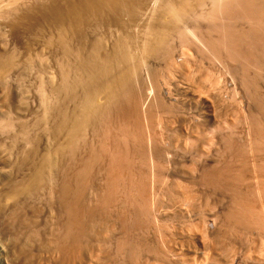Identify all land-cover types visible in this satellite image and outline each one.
Returning <instances> with one entry per match:
<instances>
[{
    "label": "bare ground",
    "instance_id": "bare-ground-1",
    "mask_svg": "<svg viewBox=\"0 0 264 264\" xmlns=\"http://www.w3.org/2000/svg\"><path fill=\"white\" fill-rule=\"evenodd\" d=\"M205 1L206 0H62V1L38 0L34 2L33 0H31V2L28 1L27 3L22 2L17 4L18 2L16 0L15 4H11L9 1L10 4L7 3L6 5L5 4L0 5V78L2 77L3 74L5 75L8 74V76L9 74L12 75V72H15V69H17L19 65H21L22 61H23L22 63L23 67L25 62H26L25 65H28L27 63L30 64L32 63L31 64L32 66L35 63L34 61H37L39 62L38 65H40V67L37 65V67L39 68L37 71L38 74L34 72L35 74L38 75L37 78L40 79V80L36 79V81L39 80V85L38 83H36V81L32 82V83H36L35 86L38 85L37 86L38 89L37 87H34L38 90V91L36 90L38 96L37 95L33 96L34 97L33 98L32 95H30L31 93L33 94V92L30 93L28 92L26 94H29L32 98L30 96H29L30 98L29 97L24 98L22 96L24 99L23 98L20 99L19 97L21 96H19L18 94H13L11 92H8L9 90L12 89L9 90L7 89L8 91L7 90L3 91L6 93L8 92L6 99L2 97L3 95H5L3 92H2L3 94L1 93L2 95L0 94V109L2 107H5V105L7 104L10 105L12 103V105H10V107L12 106V110L10 109V107L9 108L6 107L7 109H9V112H7L6 116H10L14 120L13 121L11 119V121H13L11 122L9 120V117H7V121H5V119H1L0 116V121L4 120L3 123L5 122L4 123L5 126L2 122L0 123V128L2 129L1 126H4L6 129L7 128L9 129L15 126L14 127L15 132L13 133L14 135L12 136H16V138H14L15 140L10 136L9 137L11 138V140H8L9 139L8 135H6L5 138H3L5 135L3 132L4 130L2 129L0 132V264H187L188 263L189 259L187 258H189V256L186 253L189 252L186 253L182 252V249H180L181 247H179V249L181 250V252H179L180 250L176 248L178 246L172 247L171 242H170V246H168L167 244L169 243H167V241L169 240V238L168 240H166L167 244H165V246L163 247L160 246L161 247L160 248L158 247V245L156 246L152 243H148V240H145L146 238L145 239L144 237L141 238L142 235L140 236V234L137 233L139 231L140 233H142L141 230L144 231L145 228L150 227L151 224H154L151 223L153 219L154 222L156 223L164 219L158 216V214L161 212L159 210L160 208L158 209V207L161 206L156 205L157 208L155 207L156 211L159 210L158 211L159 213L157 214L158 217H156L155 215L156 213L155 214L152 213L153 211L155 212V210L153 209L152 211L151 208V206H153L156 201L154 197L161 192H163L162 194L164 195L166 191L167 192L165 194L167 195L170 193L168 192L170 191V189L171 190L173 189V191L177 190L176 192H178L177 188H179L180 181L182 179L184 180L187 179L188 181V178L190 179V177L188 176H187L188 178L184 177L185 175L184 170L183 172H181L184 173L183 176L180 175L179 173L173 172L174 167L176 165L172 167L173 169L171 171H170L171 166L169 167L170 169L168 168L169 164L171 165L177 164L176 162L177 160H175V158L177 156V153L179 152L168 155L169 153H166L167 150L165 151L163 149L164 147L163 148L160 147L161 144L158 145L156 143L154 136H156L157 134L153 133V131H152L153 134L149 133L150 130L148 131V133L144 134V132L147 131V130L144 131V129H149V127L152 125V122L155 121V120L153 121V119L158 118V114L162 113L163 111H164L163 112L164 115L165 110L168 109V106L171 107L173 102H171V105L169 103L166 104L165 102H163L164 97H163V101L158 102L157 100L158 99L161 100L162 98L160 96L161 98L155 99L154 102H157L156 104L151 103V101H149L150 103H148L147 102L148 98H151L149 97L150 95L146 93L144 94L145 96L143 94L142 96L141 93L143 91L140 93L139 90L137 89L138 86L137 88L135 87L137 90L134 88V81L136 82L135 79H137V73L140 72V69L143 70L145 67L147 69L146 61L149 57L153 58L154 56L156 57L158 55L164 56L165 54L166 60H168L167 66H165V68L167 67L168 71H171L172 69L174 70V68L176 67L178 68L179 66V64L177 65L178 62H176L173 58H170L168 56L169 52L172 51V49L171 51H169L170 50L169 48H172L169 47L170 46L168 43L169 38L171 34H174L173 33L174 30L176 34L178 27L176 29L175 24H177V26L179 22L180 24H182L185 18L189 17L188 15H190L193 12L194 13L197 12L198 10L197 7L198 6L201 7V5H203ZM212 1L214 2V0ZM221 1L222 0H220V2ZM215 4L217 5L218 2ZM219 5L218 6L221 7V9H219L221 14L219 13L220 15L218 14L217 16L225 17V19L228 22L225 23L223 26H220V28L222 27L221 30L219 28L221 33H218L219 30L217 31V33L220 34L219 36L212 34L213 36L216 37L218 36L217 38L214 37L216 39L213 38L212 40V38H209L211 39L210 43L212 45L210 46L213 47L210 49L211 50L214 49L215 52L218 53V57L220 56V54L224 52L225 56L223 55V57L227 56V58L222 57L223 59L230 58L229 60L232 59L233 62L234 61H237V63L241 62L239 74H240V80L243 85L242 87L245 88L246 95L248 93L247 96H250V98L253 99V101L256 104V108L255 109L247 108L246 109L247 113L245 115H244L245 112H243L245 118L242 116L245 119L246 124H248L247 132L249 136L248 135L247 136L250 138H248L249 140H247V138L245 140L248 142L246 143L247 146L245 145V143H243L244 146L240 145V143L237 144L236 140H232V138L229 139L230 135L229 136L227 135V139L222 140L224 141V143L221 141L223 146L220 143L222 148L219 151H221L222 156L220 154V156L218 157L220 158L222 157L221 159L222 162L220 163L215 162L218 163L216 165H210V164L206 165L207 163L206 164L199 163L202 166L198 167V169L200 170V174L198 175L196 174L197 176L195 178L196 179L195 184L197 183L199 187L200 186L206 187L205 189L211 188L210 190L208 189V191L206 190L207 192L212 190L214 192L217 191V193L220 192L221 194H225L228 196L229 205L226 206L227 209L221 213L220 220L222 219V222L221 221L220 222L222 225L220 224L219 226H221L222 228L223 226H225V228L223 229L224 230L226 229L225 231L228 230L227 233L225 232L224 236L225 235L227 236V234L229 235V232H231L235 235L230 234L229 235L230 237L231 236L234 237L237 235V237L239 238L240 236H238L237 233L244 232L247 235V233H251L253 231V230L251 231V229L254 228H255L254 230L256 231H259L258 229H260V231L264 232V160L261 158V156L260 157L258 156V154L264 155V116H263L264 95L263 93L261 95V93L259 92L261 89L258 90L256 76L255 75L251 76V74H249L248 71L250 66H255L258 69H264V0H226V1L224 0V3L222 4L221 2ZM203 11H205V9ZM198 13L199 12H197V14ZM202 16H204V14ZM206 18L207 16L205 18L203 17L204 19L203 21L206 22ZM221 21L219 20L218 22ZM238 21L248 22L249 26L245 24L247 25V29L246 28L245 30L244 28L240 29V27L238 29V27L235 26V23ZM222 24L220 23V25ZM210 26L211 25H209V27ZM196 28H192V29L194 30ZM200 28L201 27H199V29ZM216 28H215V32H216ZM192 29L190 28L191 32ZM208 29L211 31V27ZM195 31L196 30H194V32ZM178 32L180 33V30ZM181 35L183 36V34ZM207 35L209 36L208 33ZM209 39L206 40V42H208ZM171 45L173 44L171 43ZM205 49L207 50V48ZM214 50H212L213 53ZM207 53L210 52H208L207 50ZM167 56L169 57V59H167L168 58ZM233 64H236V62ZM203 65H200V67L203 68L204 67ZM169 68H171V70H169ZM197 69L198 68L196 67V70ZM149 71L150 69L148 70L147 75L149 76L153 75L152 70L150 72ZM236 71H233L235 72L234 74H236ZM227 72H229V70H227ZM261 72L264 71L261 70ZM239 74H238V78H239ZM259 74L261 73H258V75ZM207 75L205 74V76L208 79H211V77L213 78V76L209 77L210 74L208 76ZM233 76L236 77L235 75ZM154 77H155V73L154 76L150 78L153 79ZM162 77L164 78V75ZM204 77L202 76V78ZM150 81H148L149 84ZM216 81L217 82H215L214 80L212 82H215L216 85V83L218 84V80ZM225 81L227 82L229 80H225ZM226 82L225 84H227ZM241 82L239 81V83ZM156 83L157 82H155L154 84L156 85ZM165 84H163V86ZM152 85L150 84V86ZM169 85L170 83L168 84L167 87H169ZM170 86L172 87V85ZM260 86L261 85H259V87ZM225 87L228 88V86L226 85ZM262 89L264 90V88ZM29 90L31 91V89H28L26 91ZM0 91H1V85H0ZM136 91L139 93H137ZM216 91H220V90H216ZM34 93L37 94L36 92ZM213 93H215L214 90ZM15 95H18L19 97ZM202 95H200L201 97L197 96L199 97L197 101L199 102L200 105L201 103H203ZM14 96L18 97L20 100L17 98H16L17 100H14L15 98ZM179 97L180 95L178 96V98ZM245 98L247 99L246 96ZM175 100L178 102L177 99ZM3 101L5 102L7 101L6 102L7 104L1 105V103H4ZM168 102L170 101L168 100ZM191 102H193V100L190 101V103ZM195 102H193L192 104L195 105ZM182 103L185 104L187 102L184 100V102ZM190 103L189 105H191ZM204 105H201L200 108L204 107ZM176 106L179 105L177 104ZM185 106L186 108H188L187 104H185ZM197 107L199 108V105H197ZM212 107L215 108L213 105ZM173 108L171 107V109L169 110V111L172 110V113H174ZM207 108H210V106ZM216 108H218L219 110V107ZM7 109L6 111H8ZM215 110L217 111V109ZM1 112L2 111L0 110V113ZM201 116L202 115H200V117ZM163 117L164 116L161 117L163 120L168 118L167 115L165 119ZM161 118L159 119L161 120ZM158 121L156 119L155 122ZM165 122L167 121L165 120ZM161 123H163V121ZM242 124L244 123L242 122ZM235 126H237V124ZM168 127L169 126H167V128ZM243 127L245 126L243 125ZM214 128L217 129L214 126L213 130ZM159 129H163V128L160 127ZM175 129H177V127ZM178 129H181V127ZM182 129L185 130V128ZM197 130H200L198 129V126H197ZM218 130H219V126H218ZM8 131L6 130L5 132ZM174 132L172 131V133ZM9 133L11 132L9 131ZM168 133L170 134V131ZM168 133L166 135H168ZM186 135H188V133ZM239 135H244V134H241L240 132ZM158 137L159 135L155 138L158 139ZM162 137H165V135ZM208 137L210 138L211 135ZM199 138L200 137H198L197 139ZM162 140H164V138ZM168 140L169 139H167V141ZM193 140L195 139L193 138ZM144 141L145 144L147 143L146 144V147H148L147 150L145 149ZM200 142L202 143V141ZM214 142L212 143L213 145ZM196 143H198V141ZM215 143L219 144L218 141H216ZM165 144L163 145L165 146ZM197 146L199 147V145ZM219 146L217 147L214 146V147L215 149H217ZM204 148H206V146ZM244 149L246 151L247 150L252 152L254 151L256 152L255 154L258 153L257 156L261 158V160H258L257 159L258 157L255 156L256 159H253L254 160L253 162H249V159L246 160L245 158V153H247L248 151L246 152ZM82 150L84 151L83 154H81ZM182 150L180 151L182 152ZM193 150L194 148L192 149V151ZM219 151L215 150L214 153L216 157L219 154ZM216 152L218 153L216 154ZM174 154L176 156L172 157L174 156ZM199 154L196 153L194 155H199ZM210 154L211 153H209L208 155ZM201 156L205 157L204 154H201ZM187 157L188 156H186V158ZM199 158L197 160H200ZM176 159H178L179 161V158ZM146 160L147 162H145ZM188 161L189 160L181 161V163L183 162L182 166L180 165L182 169H184L183 166L185 167L189 163L195 162V161L191 162V159L189 163ZM250 161H252V158L250 159ZM186 162L188 164H186ZM248 162L250 163V165L252 163V167H253L252 169L254 170L252 171L253 176L252 174L250 175L249 172L247 171ZM143 163L144 164L147 163L148 165L147 170H143L145 168L143 167L144 165H142ZM147 165L145 164L146 167ZM191 166L194 167L195 164ZM194 168H196V166ZM192 170H193L192 173L195 175L196 171L194 172V169ZM246 172L247 175L252 176V178L250 177L251 180L253 179L254 176H256L255 174H257L256 177H258L259 182H255L257 183L256 185L254 184L255 188L254 187L253 188L255 192H253L252 190L251 191L253 192L252 194L250 192L252 186H249L251 188L248 187L249 188L248 191L254 197L256 196L255 194H258L256 196L257 199H255L253 196H252L253 198L249 197V194H246L247 191L246 192L244 191L243 187L245 185L243 183L247 184L248 181V177L245 175ZM245 176L247 178L246 180L244 178ZM242 181L245 182L242 183L244 186L241 187L240 183ZM167 182H169L170 185L166 188L168 184ZM188 182L191 183V179ZM180 184H182V181ZM184 185L182 186L180 185V186L184 188ZM192 185L195 186L194 184ZM192 185L191 187H193ZM247 185H249V183ZM188 187L190 186H187V188ZM193 188L196 189L195 187ZM200 188H198L197 186V189H199V191ZM194 189H192L191 191V189L189 188V190L191 191L189 197L195 195V200L197 201L196 194L198 192L195 191L196 194L195 192L193 194ZM206 191L204 192L205 195L207 194ZM186 192L188 193V191ZM162 194L161 197L163 196ZM200 196H202L201 193L199 195V198ZM161 197L159 196L158 198L161 199ZM183 197H185V195H183ZM191 199L193 200V198ZM157 200L160 201V204L162 203L161 202L162 200L159 199ZM182 200H184V198L181 199V201L179 202L176 201L177 203L173 202L174 200L173 201L169 200L168 202H166V204L172 201L170 202L171 205L172 203L173 204L176 203L177 205L178 203H182ZM195 200H193L192 203H194ZM189 201H188L189 203L187 202L188 204L191 203V200ZM202 201L201 203L200 202L199 203L202 204ZM207 201H209V199ZM197 203H194V205ZM209 203L206 202L207 205ZM186 204H182V206H180V204L178 205L181 208L184 206L186 207ZM200 204H198V206ZM190 205L194 206L193 204ZM166 206L169 205L167 204ZM179 206L176 207V210L178 211L181 210V209H177ZM202 206L206 207L204 203ZM164 207L165 206H163V208ZM174 207L175 206H173V208ZM185 207L184 209L188 210V208ZM165 208L163 209L164 211ZM192 208H190L189 210L191 211ZM202 208L200 209V211L201 210L203 211ZM168 211L169 210H167V213ZM179 212L180 215L183 213V212L181 213V211ZM151 213L154 214L153 217ZM171 213L170 216L173 215ZM184 213L185 215L187 214L186 210L184 211ZM218 213L220 214V211L217 212L218 216L214 215L217 218L220 217ZM165 214L166 213H160V215L162 216ZM207 215H209V213ZM191 216H189L190 219L188 217V221L190 220L189 222H192ZM164 217L168 218V215H165ZM173 218L174 215L172 216V218L169 219L172 220ZM182 218L184 219L185 216H183ZM201 218L202 217L200 216L199 219L201 220ZM169 219L168 222H170ZM207 219L208 218H206V220ZM211 219L215 220L216 218L214 219L212 217ZM218 220L216 219L215 221L218 222ZM202 221L203 219L201 220V222ZM215 221H213L214 223L213 222L212 223L215 224ZM162 222H159L161 223L160 225H163L165 227V224L167 223V219H164V221ZM180 222L182 224L183 221ZM184 222L183 225L185 226ZM190 224H194V223L192 222L189 223V225ZM186 225H188V223ZM155 226L157 225L155 224L154 228ZM158 227L156 228L158 229ZM164 227L158 229L159 231L162 229L161 236L162 234L164 235L163 232V230L165 229ZM179 228L181 229L182 226H180ZM215 228H216V224H215ZM217 228L219 229L220 227ZM217 228L216 230L218 231ZM149 229L150 228H148V230ZM223 229H221V231L219 230L220 233L222 232ZM148 230L145 229V232ZM176 230L178 231V228H176ZM152 231H154V229H152ZM180 231L183 233V231L185 230L183 229ZM148 232H146V234ZM187 232L189 233V231ZM182 233H180V235ZM220 233L217 232V234L222 235L221 237L223 238L224 237L223 233L221 234ZM260 234L262 233L260 232ZM143 235L145 236V233H143ZM149 235H151V233ZM208 235H205L204 237L207 238L206 236ZM219 235H215L216 236L215 238L217 239V236ZM245 237H249V236H245ZM256 237H261V236L257 235ZM148 238L150 240V237ZM163 238L162 241H165L164 240L165 238L164 239ZM212 238H214V236ZM215 238L214 240H216ZM157 239L159 238H156L155 240ZM180 239L183 238L181 237ZM239 239L236 241L237 243ZM214 240L213 243L215 242ZM219 240L221 246L222 244L225 246V244L228 243V241L225 240L221 241L222 240L221 238H219ZM233 240H232V244L234 245L233 246L234 249L233 247L231 249H229L228 246L225 247L226 250L228 247L227 255L229 253V250L233 251L236 249L235 247H237L235 246L236 244L233 243ZM224 241L225 243H222ZM261 241L263 242V240ZM219 242L218 245L220 246ZM181 244L183 245V243ZM228 244L229 246L232 245L230 244V242ZM222 248L224 249V247ZM189 251L191 252V250ZM232 251H230L229 253L230 255L228 256L226 255L227 258H231L230 256L233 255ZM236 252H238L237 249L235 253ZM240 255L244 256L245 254L243 255L241 253ZM233 256L235 257L236 254ZM250 257H252L251 254ZM212 261L209 260V262ZM246 261H248V259ZM192 262L190 261V264ZM195 262L197 263L198 260L197 261L195 260ZM261 262L263 263V261ZM221 263L223 262L221 261ZM250 263L251 262H249V264Z\"/></svg>",
    "mask_w": 264,
    "mask_h": 264
},
{
    "label": "rangeland",
    "instance_id": "rangeland-1",
    "mask_svg": "<svg viewBox=\"0 0 264 264\" xmlns=\"http://www.w3.org/2000/svg\"><path fill=\"white\" fill-rule=\"evenodd\" d=\"M8 1V2H7ZM9 1H10V3L11 4H15L16 2V0H0V5H6L7 3L8 4H10L9 3ZM27 0H21V2H20V0L18 1L17 0V4H19V3H22V2H24V3H27L28 1L29 2H31V0H28L27 2H26ZM34 2L35 1H38V0H33ZM62 1V0H61ZM208 0H206L205 2H204V4L203 5H201V7H197L198 8V10H197V8H196V10H197V12H199L198 14H197V12L196 13H191L190 15H188L189 17H187V18H185V20L183 21V23L182 24H185V25H182V24H180V22H179V24H178V26H177V24H175L176 25V29H177V27H178V29H177V31H176V34H175V30H174V34H171V36H170V38L172 39H170L169 38V47H172V48H169L170 50L169 51H171V49H172V51L171 52H169V57L170 58H173L176 62H178L177 63V65L179 64V66H178V68H180V69H178L177 67L176 68H174V70L172 69L171 70V68H169V70H171V71H168L167 70V67L165 68V66H167V61L168 60H166V55L164 54V56H165V58H164V56H162V55H158V56H154L152 59L149 57L148 59H147V69H146V67L142 70V69H140V72H138L137 73V79H135L136 80V82L134 81V88L136 87L137 88V86H138V90H139V92L141 93L142 91V93H141V95L143 94H148V95H150L149 97H151V98H148V103H150L149 101H151V103H157V102H154L155 101V99H157V98H161V100L160 99H158L157 101L159 102V101H163V97H164V101L163 102H165L166 104L167 103H169L170 105H171V102H173L172 103V108H173V106H174V108H173V112L174 113H172V110L171 111H169L170 109H171V107L170 106H168V109L167 110H165V114L163 115V112L162 113H160V114H158V118H156L157 119V121H158V119L159 118H161L162 116H164L163 118L165 119L166 118V115H167V117L168 118H166L165 120L167 121V122H165V120H163L162 118H161V120L163 121V123H161L162 121L159 119V121L158 122H155L156 121V119L154 118L153 119V121L154 122H152V125L149 127V129H144V131L145 130H147L146 132H144V134L145 133H148V131H149V133H152V131H153V133H155V134H157L156 136H154V139H155V141H156V143L159 145V144H161V145H163V144H165V146L163 145V146H161L160 145V147L161 148H163L165 151L167 150V152L166 153H169L168 155H170V154H173V153H177V152H179V153H177V156L174 154V156H172V157H175L176 156V158H179V161L181 160V161H183V160H189L188 161V163L190 162V159H191V162H194V163H187L186 162V164H188L187 166H183V168L184 169H182L181 168V166H182V163H181V161L179 162L178 161V159H176L175 158V160H177L176 162H177V164H169L168 165V168L170 169V171L173 169L172 167H174V165H176L175 167H174V170H173V172H175V173H179L180 175H184V173H185V175L186 174H188V175H184V177H186V178H188V177H190V179H191V183L192 184H194L195 186H193L190 182H188V181H190V179L188 178V181H187V179L186 180H184V179H180L181 181H182V184H180L181 183V181H180V183H179V188H177L178 189V192H176V191H173V189L171 190L170 189V191H168V192H170L169 194H167V195H169V196H167L165 193L167 192H165L164 193V195L162 194L163 192H161V193H159V194H157V196H155L154 198L156 199V201H155V204L153 205V206H151V208H152V211H153V209L155 210V207L157 208V206L156 205H158V206H161V207H158V209L161 211L160 213H166L165 215H168V218H166V217H164L165 215H160V213L158 212V211H156L155 210V212L153 211L152 213H156L155 215H156V217H158V216H160L161 218H164V219H167V223L165 224V227L163 226V225H160L161 223H159V222H162V221H164V219L163 220H161V221H159V222H154V219L151 221V223H154V224H151L150 225V227H147V228H145L146 230H148V228H150L148 231L151 233V235H149L150 233L148 232V231H146V232H148L147 234H146V232H145V229H144V231L143 230H141V232L142 233H140V231L139 232H137V233H139L140 234V236H141V238H143L144 237V239L145 240H148V243H152V244H154V245H158V247H163V246H165V244H167V243H169V244H167L168 246H170V242H171V246L172 247H175V246H178V247H176L177 249H179V247H181L180 249H182V252H189V253H186V254H188V256H189V258H187V259H189L188 260V263L190 264V261L192 262L193 261V259H194V261L191 263V264H195L196 262H195V260L197 261L198 260V264H215V263H217V261H218V263L217 264H245L246 262V264H249V262H251L250 264H264V252H263V250H264V232H262V231H260V229H258L259 231H256V230H254V229H251V231H249V232H251V233H247V235L243 232H239V233H237L238 234V236H240L239 238L237 237V235L236 236H234V237H230L229 235L231 234H233V233H231V232H229V235L227 234V238L224 236V234H225V232L227 233L228 232V230L227 231H225L223 228H225V226H223V228L221 227V226H219L220 224H221V222H222V219L220 220V218H221V213L224 211V210H226L227 209V207L226 206H228L229 205V203H228V196L227 195H225V194H221L220 192H218L217 193V191H209V192H207L208 191V189L210 190L211 188H207V189H205L206 187H202V186H200L199 187V185L196 183L195 184V178H196V176L198 175V174H200V170L198 169V167L199 166H202L201 164H203V163H207L206 165H216V164H218V163H215V162H222V157L220 158V157H218V156H220V154H221V156H222V153H221V151H219L221 148H222V142L224 143V141H222V140H224V139H227V135L229 136L230 135V138L229 139H231L232 138V140H236V143L237 144H239L240 143V145H243V143H245V145H246V143H248L247 141H245L246 140V138H247V140H249L248 138H250V137H248L249 135H248V124H246V122H245V117H244V115L247 113V108L249 109V108H253V109H255L256 108V104H255V102L253 101V99H251L250 98V96H247L248 95V93H247V95H246V90H245V88L244 87H242L243 85H242V82H241V80H240V74H239V72H240V63L238 62L237 63V61H232V59L231 60H229L230 58H228V59H223V58H227V56L226 57H223V55L225 56V53L223 54H220V56H221V58H220V56L218 57V53L217 52H215V50L214 49H212V50H214V53H213V51L210 49V48H213V47H211L212 45H211V39H209V38H212V40H213V38L214 37H216V36H213L214 34L215 35H220V34H218V33H221L220 32V30L222 29V27L220 28V26H223L225 23H227L228 21L225 19V17H222V16H217L219 13L221 14V12L219 11V9H221V7H219V6H221V5H219L221 2H222V4L224 3V0H222L221 2H220V0L218 1V0H214V2L212 1H208ZM218 2V4L216 5L215 3H217ZM226 1V0H225ZM3 2H6V3H3ZM214 4V5H213ZM212 5V6H211ZM219 5V6H218ZM202 6H203V8H202ZM211 9H210V8ZM216 9H215V8ZM219 7V8H218ZM209 8V9H208ZM213 8H214V10H213ZM205 9V11H203ZM208 11H207V10ZM196 10H194V11H196ZM212 11V13H211V11ZM215 10H217V11H215ZM214 11V12H213ZM219 11V12H218ZM206 12V13H205ZM208 12V13H207ZM210 12V13H209ZM218 12V13H217ZM217 13V14H216ZM195 14H196V16H195ZM204 14V16H202ZM211 14V15H210ZM219 14V15H220ZM192 15V16H191ZM208 15H209V17H208ZM195 16V17H194ZM202 16V17H201ZM207 16V18H206V22L205 21H203L204 19H203V17L205 18ZM217 16V17H216ZM189 18V19H188ZM192 18V19H191ZM214 18V19H213ZM222 18V19H221ZM212 19V20H211ZM217 19H219L220 21L221 20H223V21H221V22H218L219 20H217ZM192 20V21H191ZM210 21V22H209ZM211 21H213V22H211ZM224 21H226V22H224ZM196 22H198V23H196ZM201 22V23H200ZM211 23V24H210ZM215 23V24H214ZM219 23V24H218ZM220 23L222 24V25H220ZM236 23H237V25H236ZM235 23V26L236 27H238V29H239V27H240V29H243L244 28V30H245V28L247 29V25L249 26V23L248 22H245V21H243V22H236ZM191 24V25H190ZM193 24V25H192ZM205 24H207V25H205ZM211 25L210 27H211V31L208 29V28H210L209 27V25ZM212 24H213V26H212ZM217 24H218V26H217ZM245 24H247V25H245ZM216 25V26H215ZM183 28H181V27ZM192 29V28H196V26H197V28L196 29H194V30H196L195 32H194V30L192 29V32H191V30H190V28ZM194 26V27H193ZM184 27H185V30H184ZM189 29H188V28ZM199 27H201L200 29H202V30H200L199 29ZM213 27V28H212ZM217 27V28H216ZM175 28V27H174ZM215 28H216V32H215ZM219 28H220V30H219ZM213 29H214V31H213ZM102 30V29H101ZM180 30V33L178 32ZM182 30V31H181ZM209 30V31H208ZM219 30V32L217 33V31ZM201 31H202V33H201ZM214 32V33H213ZM195 33V34H194ZM207 33L209 34V36L207 35ZM181 34H183V36L181 35ZM194 34V35H193ZM213 34V35H212ZM174 35V36H173ZM177 35H179V36H177ZM202 35H203V37H202ZM212 35V36H211ZM208 36V37H207ZM211 36V37H210ZM217 36V37H218ZM180 37H181V39H180ZM216 37V38H217ZM175 38V39H174ZM216 38H214V39H216ZM205 39V40H204ZM209 39V43L208 42H206V40H208ZM175 40V41H174ZM184 40V41H183ZM173 44V45H171V43ZM201 42H203V43H201ZM204 42H205V44H204ZM174 43H176V44H174ZM202 44V45H201ZM204 44V45H203ZM206 44H207V46H206ZM211 45V46H210ZM202 46V47H201ZM202 48V49H201ZM205 48H207V50H208V52H210V53H207V50L205 49ZM200 50V51H199ZM204 50V51H203ZM202 51V52H201ZM211 52H212V54H211ZM171 53V54H170ZM200 53V54H199ZM202 53V54H201ZM209 55V54H211V55H207V54ZM216 54V55H215ZM202 55V56H201ZM167 56V57H168ZM201 56V57H200ZM213 58H212V57ZM158 57V58H157ZM162 57V58H161ZM169 57L167 58V59H169ZM205 58V57H210L209 59L208 58H205V59H203V58ZM223 57V58H222ZM157 58V59H156ZM202 58V59H201ZM219 58V59H218ZM149 59H150V61H149ZM162 59V60H161ZM213 59V60H212ZM215 59V60H214ZM217 59V60H216ZM155 60V61H154ZM209 60V61H208ZM223 60V61H222ZM225 60V61H224ZM227 60H229V61H227ZM160 61V62H159ZM201 61H203V62H200ZM222 61V62H221ZM35 63L31 66V64L30 63H27L28 65H25L26 64V62L24 63V67L22 66V63H23V61L21 62V65H19V67L17 68V69H15V72H17V73H15V72H12V75L11 74H9V76H8V74L7 75H5V74H3L2 75V77L0 78V85H1V91H0V94L3 92V91H6L7 89L9 90V89H12V90H14V91H12V90H7L8 92H11V93H13V94H18L19 96H21V97H19L18 95H15V96H18L20 99L21 98H25V97H29L30 95H32V97L33 96H38V93H37V89H38V85H39V78H37V74H38V67H37V65L39 64V62H37V61H34ZM165 62H166V64H165ZM182 62H184V63H182ZM197 62V63H196ZM221 62V63H220ZM236 62V64H233V63H235ZM155 63V64H154ZM188 63V64H187ZM203 63H204V65H203ZM217 63V64H216ZM219 63V64H218ZM230 64V65H228V64ZM152 64V65H151ZM183 64V65H182ZM185 64V65H184ZM35 65H36V67H35ZM158 65V66H157ZM200 65H203L202 67L203 68H201L200 67ZM35 68H34V67ZM39 67H40V65H38ZM154 68H153V67ZM199 66V67H198ZM216 66V67H215ZM219 66V67H218ZM226 66H228V67H226ZM229 66H230V68H229ZM239 66V67H238ZM22 67V68H21ZM149 67V68H148ZM151 67H152V69H151ZM196 67L198 68L197 70H196ZM214 67V68H213ZM254 67V68H253ZM26 68V69H25ZM160 68V69H159ZM193 68V69H192ZM205 68V69H204ZM208 68V69H207ZM227 68V69H226ZM252 68V69H251ZM23 69V70H22ZM33 69V70H32ZM150 69V71L152 70V72H153V75H147L148 74V70ZM155 69V70H154ZM163 69V70H162ZM201 69H203V70H201ZM208 71H207V70ZM232 69V70H231ZM235 69V70H234ZM238 69H239V71H238ZM250 69V70H249ZM249 69H248V71H249V74H251V76H253V75H255L256 76V78H257V85H258V90L259 89H261V90H263L262 88H264V72H261V70L262 71H264V69H258V68H256L255 66H250L249 67ZM159 70V71H158ZM176 70V71H175ZM193 70V71H192ZM205 70V71H204ZM217 70V71H216ZM222 70V71H221ZM224 70V71H223ZM227 70H229V72H227ZM238 72H237V71ZM23 71V72H22ZM149 71V72H150ZM162 71V72H161ZM165 71V72H164ZM179 71V72H178ZM214 71V72H213ZM220 73H219V72ZM233 71H236V74H234L235 72H233ZM253 71H255V72H253ZM261 73V74H259L260 75V77H259V75H258V73ZM22 74H21V73ZM33 72V73H32ZM37 73V74H35V73ZM143 72V73H142ZM151 72V73H152ZM170 72V73H169ZM176 72V73H175ZM191 72V73H190ZM200 72V73H199ZM202 72V73H201ZM208 72V73H207ZM212 72V73H211ZM150 73V74H151ZM154 73H155V77L153 78V79H151L153 76H154ZM164 73V74H163ZM167 73V74H166ZM172 73V74H171ZM216 73V74H215ZM224 73V74H223ZM230 73V74H229ZM233 73V74H232ZM13 74H15V75H13ZM142 74V75H141ZM156 74H159V75H156ZM201 74V75H200ZM205 74L207 75H209V77L210 76H213V78L211 77V79H208L206 76H205ZM230 77H228L227 75ZM238 74H239V78H238ZM36 77H34V76ZM141 75V76H140ZM164 75V78L162 77ZM200 75V76H199ZM207 75V76H208ZM220 75V76H219ZM226 76V78H225V76ZM233 75H235L236 77H234ZM261 75H262V77H261ZM15 76V77H14ZM20 76V77H19ZM148 76H149V78H148ZM160 76V77H159ZM173 78H172V77ZM202 76L206 79H204V78H202ZM222 76V77H221ZM224 76V77H223ZM19 77V78H18ZM25 77V78H24ZM29 77V78H28ZM143 77V78H142ZM151 77V78H150ZM158 77V78H157ZM232 77V78H231ZM259 77V78H258ZM142 78V79H141ZM145 78V79H144ZM157 78V79H156ZM168 78V79H167ZM187 78V79H186ZM197 78V79H196ZM217 78H221L220 80L219 79H217ZM234 78V79H233ZM36 79H39L38 81H36ZM156 79V80H155ZM161 79H162V81H161ZM163 79H164V81H163ZM166 79V80H165ZM170 79V80H169ZM203 79H204V81H203ZM223 79V80H222ZM260 79V80H259ZM31 82H30V81ZM151 80V81H150ZM159 80V81H158ZM173 80V81H172ZM191 80V81H190ZM200 80V81H199ZM208 80V81H207ZM215 80V82H217L216 80H218V84H219V86H218V84L216 83V85H215V82H212V81H214ZM225 80H229V81H225ZM231 80V81H230ZM233 80V81H232ZM235 80V81H234ZM237 80H239L241 83H239V81H237ZM262 80V81H261ZM35 82L36 81V83H38V85L37 86H35L36 85V83H32V82ZM148 81H150V84L152 85V86H150V84H149V82ZM154 81V82H153ZM179 81V82H178ZM209 81H211V82H209ZM222 81V82H221ZM238 83H237V82ZM258 81H260V82H258ZM140 82V83H139ZM153 82V83H152ZM155 82H157L156 83V85L154 84ZM160 82V83H159ZM163 82V83H162ZM166 84H165V83ZM167 82H169L170 83V85H172V87L169 85V87H167L168 86V84L169 83H167ZM196 82V83H195ZM206 84H205V83ZM219 82H221V83H219ZM224 82V83H223ZM225 82L227 83V84H225ZM195 83V84H194ZM207 83H209V84H207ZM213 84V86H212V84ZM26 84V85H25ZM33 84V85H32ZM137 84V85H136ZM163 84H165L164 86H163ZM178 84V85H177ZM194 84V85H193ZM197 84V85H196ZM202 84V85H201ZM205 84V85H204ZM235 84V85H234ZM144 85V86H143ZM147 85V86H146ZM225 85L226 86H228V88L227 87H225ZM239 85V86H238ZM259 85H261L260 87H259ZM20 86V87H19ZM154 86V87H153ZM222 86H224V87H222ZM237 86V87H236ZM3 87H5V88H3ZM34 87H37V89L36 88H34ZM147 87H149V88H147ZM175 87V88H174ZM181 87V88H180ZM197 87V88H196ZM204 87V88H203ZM214 87V88H213ZM218 87V88H217ZM262 87V88H261ZM34 88V89H33ZM135 88V89H136ZM142 88V89H141ZM150 88H151V90H150ZM166 88V89H165ZM209 88V89H208ZM223 90H221V89ZM234 88V89H233ZM236 88V89H235ZM19 89V90H18ZM28 89H31V91L29 90V91H26V90H28ZM136 89V90H137ZM148 89V90H147ZM154 89V90H153ZM162 89V90H161ZM174 89V90H173ZM178 89V90H177ZM201 89H202V91H201ZM220 90V91H216V90ZM37 90V91H36ZM153 90V91H152ZM170 90V91H169ZM186 92H185V91ZM213 90L215 91V93H213ZM242 90V91H241ZM259 91L260 93H261V95H262V93H263V95H264V90L263 91ZM145 91V92H144ZM151 91V92H150ZM172 91H173V94H172ZM187 91H188V93H187ZM221 91H222V93H221ZM227 91H229V92H227ZM234 91V92H233ZM237 91V92H236ZM8 92L6 93V92H3L5 95H3L2 97H4V99H6L7 98V95H8ZM14 92H16V93H14ZM20 92V93H19ZM30 93V92H33V94L31 93L30 95L29 94H26V93ZM34 92H36L37 94H35ZM137 92V91H136ZM139 92H137V93H139ZM181 92V93H180ZM203 92V93H205V94H201V93ZM220 94H219V93ZM233 92V93H232ZM240 92V93H239ZM2 93V94H3ZM23 93H24V95H23ZM150 93V94H149ZM153 95H152V94ZM180 93V94H179ZM186 93V94H185ZM199 94V95H197V94ZM232 93V94H231ZM236 93V94H235ZM245 93V94H244ZM1 94V95H2ZM12 94V95H13ZM35 94V95H34ZM176 94V95H175ZM182 94V95H181ZM184 94H185V96H184ZM191 94H193V95H191ZM239 96H238V95ZM140 95V96H141ZM142 95V96H143ZM165 95V96H164ZM167 95H169V96H167ZM180 95V99L178 98V96ZM189 97H188V96ZM194 95H195V97H194ZM200 95H202V98H203V103H201V105H204V107H202V108H200L201 107V105L199 104V102L197 101V99L199 98V97H197V96H200ZM214 95V96H213ZM217 95V96H216ZM233 95V96H232ZM235 95V96H234ZM14 96V97H15ZM23 96V97H22ZM145 96V95H144ZM147 96V95H146ZM161 96V97H160ZM237 96V97H236ZM245 96L247 97V99L245 98ZM1 97V98H2ZM18 97H15L14 98V100H17V99H19ZM31 97V96H30ZM29 97V98H30ZM31 97V98H32ZM155 97V98H154ZM172 97H173V99H172ZM184 97H186V98H184ZM190 97H191V100H190ZM201 97V96H200ZM212 97V98H211ZM232 97V98H231ZM17 98V99H16ZM23 98V99H24ZM34 98V97H33ZM187 102V103H185V104H187V107L188 108H186V106H185V104L184 103H182V102H184V100ZM190 100V101H192L193 100V102H195V101H197V102H195V105L194 104H192L193 102H191L190 103V101L188 100V99ZM205 98V99H204ZM241 98H242V100H241ZM19 99V100H20ZM22 99V100H23ZM165 99H167V100H165ZM172 99V100H171ZM175 99H177L178 100V102L175 100ZM194 99H195V101H194ZM209 101H208V100ZM251 99V100H250ZM3 100V99H2ZM168 100L170 101V102H168ZM175 100V101H174ZM214 100H216V101H214ZM219 100V101H218ZM241 102H239V101ZM206 103H205V102ZM211 101V102H210ZM248 101V102H247ZM4 103H1V105L3 104H7L5 101H3ZM17 102V101H16ZM175 102V103H174ZM210 102V103H209ZM216 102V103H215ZM243 102V103H242ZM245 102V103H244ZM250 102V103H249ZM11 103V102H10ZM189 103L192 105H189ZM254 103V104H253ZM174 104V105H173ZM179 105V106H176V105ZM207 104V105H206ZM210 104V105H209ZM215 104V105H214ZM242 104V105H241ZM247 104V105H246ZM249 104V105H248ZM9 104H7V105H5V107H2L0 110L2 111L1 113H0V116H1V119H5V121H7V117H9V120L11 121V117L10 116H6L7 115V112H9V109H7V108H9L10 107V105H12V103L8 106ZM182 105H184V106H182ZM197 105H199V108L197 107ZM210 106V108H207V107H209ZM212 105L215 107V108H213L212 107ZM218 105V106H217ZM253 105H254V107H253ZM251 106V107H250ZM7 107V108H6ZM179 107V108H178ZM184 108V110L186 111H184L183 110V108ZM196 107V108H195ZM212 107V108H211ZM216 107H219V110H218V108H216ZM207 108V109H206ZM5 109V110H4ZM6 109L8 110V111H6ZM10 109L12 110V106L10 107ZM190 109V110H189ZM197 111H196V110ZM202 110V112H201V110ZM205 109V110H204ZM215 109H217V111L215 110ZM199 110V111H198ZM241 110H243V111H241ZM167 111H169V112H167ZM177 113H176V112ZM192 111H193V113H192ZM195 111V112H194ZM169 113V114H167V113ZM171 112V113H170ZM205 112V113H204ZM208 112V113H207ZM219 112V113H218ZM243 112H245L244 113V115H243ZM185 113V114H184ZM197 113V114H196ZM201 113V114H200ZM204 113V114H203ZM214 115H213V114ZM216 113V114H215ZM264 113V112H263ZM171 114H173V115H171ZM236 114H237V116H236ZM3 115V116H2ZM161 115V116H160ZM187 115V116H186ZM189 115V116H188ZM197 115V116H196ZM200 115H202L201 117H200ZM219 115V116H218ZM239 115V116H238ZM174 116V117H173ZM221 116V117H220ZM236 116V117H235ZM244 118H243V117ZM263 116H264V114H263ZM6 117V118H5ZM155 117H157V116H155ZM171 117V118H170ZM175 117H176V119H175ZM214 117V118H213ZM217 117V118H216ZM191 118V119H190ZM220 118V119H219ZM225 118V119H224ZM234 118H235V120H234ZM188 119V120H187ZM214 119V120H213ZM232 119V120H231ZM239 119V120H238ZM13 120V119H12ZM172 120H173V122H172ZM176 120V121H175ZM191 120V121H190ZM211 120V121H210ZM242 120V121H241ZM244 120V121H243ZM4 121V120H3ZM3 121L1 120L0 121V123L2 122L3 123ZM14 121V120H13ZM13 121H11V122H13ZM182 123H180V122ZM187 121H188V123H187ZM194 121V122H193ZM196 121V122H195ZM213 121V122H212ZM219 121V122H218ZM223 121H224V124H223ZM237 121V122H236ZM241 121V122H240ZM166 123V125H165V123ZM238 122H239V124H238ZM242 122L244 123V124H242ZM5 123V122H4ZM3 123V124H4ZM160 123V124H159ZM205 123H206V125H205ZM208 123V124H207ZM214 123V124H213ZM229 123H231V124H229ZM235 123V124H234ZM157 124V125H156ZM159 124V125H158ZM237 124V126H235ZM164 125V126H163ZM179 125V126H178ZM183 125H184V127H183ZM190 125V126H189ZM221 125V126H220ZM243 125L245 126V127H243ZM247 125V126H246ZM4 126H5V124H4ZM4 126H1L2 127V129L4 130L3 132H4V137L3 138H5V136L6 135H8V137L10 136V137H12L13 139L14 138H16V136H12V135H14L13 133L15 132V126L14 127H12L13 128V130H12V128H5ZM167 126H169L168 128H167ZM171 126V127H170ZM194 126V127H193ZM197 126H198V129H200V130H197ZM205 126V127H204ZM207 126V127H206ZM216 127L217 129H215L214 128V130H213V127ZM218 126H219V130H218ZM230 126H231V128H230ZM148 127V126H147ZM163 128V129H159V128ZM166 127V128H165ZM177 127V129H175ZM181 127V129H178V128H180ZM191 127V128H190ZM196 127V128H195ZM210 127V128H209ZM228 127H229V130H228ZM172 128H173V130H172ZM182 128H185V130L184 129H182ZM205 128V129H204ZM223 128H226V129H223ZM233 128V129H232ZM247 128V129H246ZM1 128H0V132H1V130H2ZM8 131H10L11 133H9V131L8 132H5L6 130ZM171 129V130H170ZM202 129H204V130H202ZM12 130V131H11ZM159 130V131H158ZM170 131V134L168 133L169 131ZM174 130H175V132H174ZM177 130H178V133H177ZM195 130V131H194ZM212 130V131H211ZM224 132H223V131ZM227 130V131H226ZM236 130V131H235ZM238 130V131H237ZM245 130V131H244ZM172 131L174 132V133H172ZM180 131V132H179ZM181 131H182V133H181ZM193 131V132H192ZM199 131H202V132H199ZM205 131V132H204ZM207 131V132H206ZM216 131V132H215ZM222 131V132H221ZM233 131V132H232ZM241 132V134H244V135H239L240 134V132ZM164 133V134H162V133ZM191 132V133H190ZM199 134H198V133ZM209 132V133H208ZM210 132H211V134H210ZM221 134H220V133ZM231 132H232V134H231ZM152 133V134H153ZM168 133V135H166ZM184 133V134H183ZM188 133V135H186ZM204 135H203V134ZM206 133V134H205ZM235 133V134H234ZM175 134V135H174ZM180 134V135H179ZM191 134V135H190ZM208 134V135H207ZM212 134H214V135H212ZM159 135V137H158V139L157 138H155V137H157ZM165 135V137H162V136H164ZM197 135V136H196ZM203 135V136H202ZM206 135V136H205ZM211 135V137L209 138L208 136H210ZM224 137H223V136ZM237 135V136H236ZM248 135V136H247ZM170 136H172V137H170ZM175 136V137H174ZM178 136V137H177ZM188 136H190V137H188ZM217 136H219V137H217ZM220 136H222V137H220ZM236 136V137H235ZM247 136V137H246ZM9 137V139L8 140H11V138ZM181 137V138H180ZM195 137H200L199 139H197V138H195ZM205 137V138H204ZM215 137V138H214ZM226 137V138H225ZM235 137V138H234ZM239 137H240V140H239ZM243 137V138H242ZM164 138V140H162V139ZM185 138H191V139H185ZM193 138L195 139V140H193ZM202 138V139H201ZM208 138V139H207ZM214 138V139H213ZM219 138V139H218ZM221 138V139H220ZM234 138V139H233ZM245 138V139H244ZM157 139V140H156ZM167 139H169L168 141H167ZM171 139H172V141H171ZM201 139V140H200ZM205 139V140H204ZM213 139V140H212ZM218 139V140H217ZM238 139V140H237ZM242 139V140H241ZM15 140V139H14ZM180 140V141H179ZM191 142H190V141ZM158 141V142H157ZM177 141V142H176ZM184 141V142H183ZM187 141H189V142H187ZM194 141H198V143H196V142H194ZM200 141H202V143L200 142ZM215 141H218V143L219 144H217V143H215L214 142V145L212 144L213 142ZM222 141V142H221ZM225 141H227V140H225ZM243 141V142H242ZM245 141V142H244ZM207 142V143H206ZM209 142V143H208ZM211 142V143H210ZM168 143V144H167ZM175 143V144H174ZM184 143V144H183ZM191 143V144H190ZM220 143H221V145H220ZM147 144V143H146ZM146 144H145V141H144V146H145V149L147 150L148 149V147H146ZM170 144V145H169ZM182 144V145H181ZM188 144V145H187ZM195 144V145H194ZM200 144H201V146H200ZM212 144V145H211ZM217 144V145H216ZM186 145V146H185ZM194 145V146H193ZM197 145H199V147L197 146ZM203 145H205L206 146V148H204L205 146H203ZM209 145V146H208ZM220 145V146H219ZM148 146V145H147ZM184 146V147H183ZM189 146V147H188ZM192 146V147H191ZM197 146V147H196ZM209 148H208V147ZM212 146V147H211ZM214 146H219L217 149H215V147ZM244 146V145H243ZM247 146V145H246ZM245 146V147H246ZM178 147H179V149L180 150H182V152L178 149ZM187 147V148H186ZM194 148V150L192 151V149ZM195 147H196V149H195ZM200 147H202V148H200ZM167 148H169V149H167ZM198 148V149H197ZM200 148V149H199ZM214 148V149H213ZM82 149H84V148H82ZM172 149V150H171ZM175 149V150H174ZM188 149V150H187ZM212 149V150H211ZM179 150V151H178ZM185 150V151H184ZM189 150H190V152H189ZM196 150V151H195ZM215 150L217 151H219V154L217 155V157L219 158V160H218V158L215 156ZM245 150V149H244ZM175 151V152H174ZM184 151V152H183ZM201 151V152H200ZM246 151V150H245ZM248 151V150H247ZM246 151V152H247ZM180 152H181V154L183 155H181L180 154ZM193 152V153H192ZM199 152H200V154H199ZM204 152V153H203ZM84 153V151L82 150L81 151V154H83ZM185 153V154H184ZM199 154V155H194V154ZM209 153H211L210 155H208ZM218 152H216V154H217ZM256 152H252V151H248L247 153H245V158H246V160H248L249 159V162H253L254 160L253 159H256L255 158V156H257V154H255ZM178 154H179V157H178ZM201 154H204V156L205 157H202L201 156ZM207 154V155H206ZM213 154V155H212ZM181 155V156H180ZM184 155H186V156H188L187 158H186V156H184ZM190 155H191V157H190ZM258 156L260 157L261 156V158L264 160V155H259L258 154ZM257 156V157H258ZM184 157V158H183ZM197 157V158H196ZM200 157V158H199ZM207 157V158H206ZM257 158L258 160H261V158ZM196 158V159H195ZM200 159V160H197V159ZM213 158H214V160H213ZM252 158V161H250V159ZM203 159H206V160H203ZM208 159V160H207ZM210 160V161H209ZM212 160V161H211ZM221 160V161H220ZM198 161V162H197ZM200 161V162H199ZM202 161H204V162H202ZM145 162H147V160L145 161ZM248 162V172H249V174L251 175L252 174V176H253V172L252 171H254L252 168V163H251V165H250V163ZM178 163H181V164H178ZM199 163H201V164H199ZM213 163H215V164H213ZM146 165H147V163H145ZM145 164L143 163L142 165H144L143 167H145L143 170H147V168H148V165H147V167L145 166ZM193 164H195V166H196V168H194V167H192L191 165H193ZM204 164V165H205ZM181 165V166H180ZM185 165V164H184ZM250 165V166H249ZM179 166H180V168H179ZM189 166V167H188ZM190 166H191V168H190ZM176 167H178V168H176ZM250 167H251V169H250ZM178 169H180V170H178ZM190 169V170H189ZM192 169H194V172L196 171V173H195V175L192 173L193 172V170ZM177 170V171H176ZM183 170H184V173H181V172H183ZM187 171V173H186V171ZM199 170V171H198ZM250 170V171H249ZM179 171V172H178ZM190 171H191V173H192V176H191V173H190ZM190 173V176H189V173ZM199 172V173H198ZM197 174V175H196ZM255 174V173H254ZM193 175H194V177H193ZM247 177H248V181H247V184L249 183V185H247V184H245V183H243V182H245V181H242L241 183H240V186L242 187V186H244L243 188H244V191L246 192V194H249V197H251V198H253L254 196L252 195L253 194V192H255L254 191V188H255V186H254V184L256 185L257 183H255V182H259V180H258V177H256L257 176V174H255L256 176H254L253 177V179L251 180L250 179V177L252 178V176H250V175H247V172H246V174H245ZM188 176V177H187ZM246 176L244 177L245 178V180L247 179L246 178ZM256 177V178H255ZM194 180H193V179ZM100 179H101V177H100ZM259 179H260V177H259ZM249 180H251V181H249ZM254 181V182H253ZM184 182V183H183ZM168 184H167V186H166V188L170 185L169 184V182H167ZM186 183H189V184H186ZM244 185H243V184ZM251 183V184H250ZM184 184H186V185H184ZM242 184V185H241ZM253 184V185H252ZM182 185H184V188L183 187H181ZM191 185L193 186V187H195L196 189H194L193 187H191ZM171 186H172V184H171ZM187 186H190V187H188L187 188ZM197 186H198V188H200V191H199V189H197ZM246 186H247V188H246ZM249 186H252V188L251 187H249ZM181 187V188H180ZM251 188L250 189V192L253 190V192H251L252 194H250V192L248 191V189L249 188ZM170 188V187H169ZM187 188V189H186ZM189 188L191 189V191H192V189H194V191H193V194H194V192L196 191V192H198L197 194H196V192H195V194H196V199H197V201H198V203H197V201L195 200V195L194 196H192V197H189V194H190V190H189ZM184 189V190H183ZM186 189V190H185ZM246 189V190H245ZM181 190V191H180ZM207 190V191H206ZM165 191V190H164ZM182 191H184V192H182ZM186 191H188V193L186 192ZM202 191V192H201ZM206 191V195L204 194V192ZM172 192H174V193H172ZM179 192H181V193H179ZM249 192V193H248ZM200 193L202 194V196H200V198H199V195H200ZM210 193V194H209ZM213 193V194H212ZM161 194L163 195L162 197H161ZM185 195V197H183V195ZM199 194V195H198ZM255 194V193H254ZM156 195V194H155ZM191 195H192V193H191ZM190 195V196H191ZM198 195V196H197ZM251 195V196H250ZM256 196L258 195V194H255ZM161 197V199L160 198H158V197ZM172 196H175V197H172ZM186 196H187V198H186ZM204 196H205V198H204ZM222 196V197H221ZM253 196V197H252ZM254 197L255 199H257V197ZM166 197V198H165ZM189 197V198H188ZM198 197V198H197ZM217 197V198H216ZM169 198V199H168ZM171 198V199H170ZM177 198V199H176ZM180 198V199H179ZM184 198V200H182V203H178V204H180V206H182V204H186L189 200H191V203L190 204H193L194 205V203H197V204H195L194 206H191L190 204H186V207L188 208V206H189V208H188V210L187 209H184V207H181L180 208V206L177 204L176 205V203L177 202H179V201H181V199H183ZM191 198H193V200H195V202L194 203H192V199ZM154 199V200H155ZM157 199H159V200H162L161 202L164 204H160V201H158ZM164 199V200H163ZM176 199V200H175ZM179 199V200H178ZM187 199H189V200H187ZM209 199V201H207ZM226 199V200H225ZM169 200H174L173 202H176L177 200V202L176 203H172V205L170 204V202H172V201H170L169 203H167L169 206L171 205L172 206V208H171V206L169 207V206H166L167 204H166V202H168ZM202 200H204V201H202ZM219 200V201H218ZM157 201H158V203H157ZM165 201V202H164ZM201 201H202V204H200L201 203ZM207 203H209L208 205L206 204V202ZM184 202V203H183ZM186 202V203H185ZM200 202V203H199ZM216 202V203H215ZM154 203V202H153ZM203 203H204V205L206 206V207H204V206H202L203 205ZM160 204V205H159ZM198 204H200L199 206H200V208H199V206H198ZM215 206H214V205ZM221 204V205H220ZM150 205H151V203H150ZM188 205V206H187ZM163 206H165L164 208H165V211L163 210L164 208H163ZM173 206H175L174 208H173ZM177 206H179L177 209H181V210H179V211H181V213L183 214H181L182 215V217L183 216H185V218L183 219L182 217H181V215H180V212L178 211V210H176V207ZM203 208H202V207ZM185 207V208H186ZM193 207V208H192ZM167 208H169V209H167ZM190 208H192V210L190 211L189 209ZM199 208V209H198ZM203 209V211H205V212H203L202 210V212L200 211V209ZM211 208V209H210ZM215 208V209H214ZM174 209V210H173ZM209 209V210H208ZM151 210V209H150ZM167 210H169L168 211V213H167ZM172 211V213H171V211ZM186 210V212H187V214L185 215V213H184V211ZM195 210V211H194ZM210 211V212H209ZM214 211V212H213ZM215 211H216V214H215ZM220 211V214H219V216L220 217H215L214 215H216V216H218L217 215V212H219ZM151 212V211H150ZM178 212V213H177ZM191 212V213H190ZM195 212V213H194ZM201 214H200V213ZM209 213V215H207L208 213ZM151 213V215H152V217L154 216V214H152ZM159 213V214H158ZM170 213L171 214H173L174 215V218H176V219H172V220H170L169 218H172V216L173 215H171L170 216ZM197 213H198V215H197ZM157 214H158V216H157ZM179 216H178V215ZM189 214V215H188ZM204 214V215H203ZM210 214H213V215H210ZM178 216V217H176V216ZM187 215H188V217L189 216H191L192 218V222L194 223V224H190L189 225V223H192V222H189L188 221V217H187ZM200 216L202 217L201 218V220L203 219V223L201 222V220L199 219L200 218ZM207 216V217H206ZM209 216V217H208ZM216 218L217 220H218V222L217 221H215V220H213V219H211V218ZM194 218V219H193ZM206 218H208L207 220H206ZM168 219H169V221L170 222H168ZM182 219V220H181ZM189 219H190V217H189ZM210 219V220H209ZM175 220H177V221H175ZM172 221H173V223H172ZM180 221H185L184 223H185V226L183 225V222H182V224H181V222ZM188 221V222H187ZM200 221V222H199ZM206 221V222H205ZM213 221H215V224H216V228L217 227H220L219 229H218V231L216 230V228H215V224H213L214 222ZM221 221V222H220ZM166 222V221H165ZM213 222V223H212ZM217 222V223H216ZM172 223V224H171ZM188 223V225H186ZM157 225V226H155V228L156 227H158L159 225V227H158V229H160V228H165L164 230L166 231H164L163 230V232H164V235L162 234V236H161V233H162V229L159 231L157 228H156V231H158V232H156L155 231V228H154V225ZM162 224H163V222H162ZM168 224H171V225H173V226H171V225H168ZM181 224V225H180ZM207 224V225H206ZM199 225V226H198ZM205 225V226H204ZM222 225V224H221ZM151 226H153V227H151ZM163 226V227H162ZM168 226V227H167ZM180 226H182V228L183 227H185V228H183L185 231H183V233L180 231V230H183L182 228L180 229L179 227ZM206 226H207V228H206ZM167 227V228H166ZM169 227H171V228H169ZM191 227V228H190ZM176 228H178V231L176 230ZM152 229H154V231H152ZM169 229V230H168ZM215 229V230H214ZM221 229H223L224 230V232H223V230H222V232L221 233H223V236L225 237V239H224V237L222 238L221 236L222 235H219V234H217V232H219L220 233V231H221ZM177 232H176V231ZM220 230V231H219ZM262 230V229H261ZM171 231V232H170ZM187 231H189V233L187 232ZM216 231V232H215ZM257 233H256V232ZM167 232H170V233H167ZM179 232V233H178ZM260 232L262 233V234H260ZM143 233H145V236L143 235ZM160 233V234H159ZM176 233V234H175ZM180 233H182L181 235H180ZM185 233H186V235H185ZM193 233V234H192ZM206 233V234H205ZM212 233H214V234H212ZM220 233V234H221ZM156 234H159V235H156ZM168 236H166V235ZM208 235V234H210V235H208V236H206L207 238H205L204 236L205 235ZM252 234V235H251ZM260 234V235H259ZM215 235H219V236H217V239L215 238L216 236ZM233 235H235V234H233ZM243 235H244V237H243ZM261 236V237H256V236ZM147 236V237H146ZM151 236H153V237H151ZM159 236H161V237H159ZM163 236H164V238L165 237H167V238H163ZM175 238H174V237ZM214 236V238L216 239V240H214V238H212ZM245 236H249V237H245ZM253 236V237H252ZM148 237H150V240H149V238ZM159 238L160 240H161V242H160V240L159 239H157V240H155L156 238ZM173 237V238H172ZM183 238V239H180V238ZM188 237V238H187ZM230 237V238H229ZM162 238L165 240V241H162ZM168 238H169V240H168ZM178 238V239H177ZM199 238V239H198ZM205 238V239H204ZM212 238V239H211ZM219 238H221L222 240L221 241H223V240H225V241H228V243L230 242V244H232V240H233V243L234 244H236L235 246H237V247H235L236 249H237V251L238 252H236L235 253V251H236V249L235 250H229V253H230V251H232V253H233V255H235L236 254V256H237V258H236V256L234 257L233 255L232 256H230L231 258H227V256L228 255H230L229 253H228V255H227V250H228V247H229V249H231L234 245L232 244L231 246H229V244L227 243V244H225V246L222 244V246H221V243L219 242L220 240H219ZM239 239V241H238V243L236 242L238 239ZM249 238V239H248ZM258 238H260V239H258ZM175 239V240H174ZM229 239V240H228ZM230 239H232V240H230ZM242 239V240H241ZM166 240H168L167 241V243H166ZM188 240V241H187ZM210 240H211V242H210ZM213 240L215 241L214 243H213ZM241 240V241H240ZM253 240V241H252ZM261 240H263V242L261 241ZM153 241V242H152ZM156 241H158V242H156ZM201 241V242H200ZM203 241V242H202ZM219 242V244H220V246L218 245V242ZM225 241L224 242H222V243H225ZM246 241V242H245ZM189 242V243H188ZM206 242V243H205ZM244 242V243H243ZM159 243V244H158ZM176 243H178V244H176ZM181 243H183V245L181 244ZM191 243V244H190ZM211 243V244H210ZM216 243H217V245H216ZM241 243V244H240ZM161 244V245H160ZM174 244V245H173ZM176 244V245H175ZM180 244V245H179ZM214 244H215V246H214ZM238 244V245H237ZM243 244H244V246H243ZM184 245H186V246H184ZM188 245V246H187ZM189 246H190V249H189ZM198 246V247H197ZM211 246V247H210ZM226 246H228L227 247V250H226ZM160 247V248H161ZM185 249H184V248ZM214 247H217V248H214ZM222 247H224V249L222 248ZM242 247V248H241ZM243 247H245V248H243ZM247 247V248H246ZM260 247V248H259ZM263 249H262V248ZM188 250H187V249ZM194 248V249H193ZM251 248V249H250ZM255 248H257V249H255ZM179 249V250H180ZM211 249V250H210ZM214 249V250H213ZM223 249V250H222ZM233 249H234V247H233ZM240 249H241V252H240ZM247 249H248V251H247ZM250 249V250H249ZM187 250V251H186ZM189 250H191V252L189 251ZM202 250V251H201ZM221 250V251H220ZM251 250H252V252H251ZM259 250V251H258ZM212 251V252H211ZM218 251V252H217ZM223 251V252H222ZM225 251H226V254H225ZM179 252H181V250L179 251ZM217 254H216V253ZM243 252H245V253H243ZM247 252V253H246ZM257 252V253H256ZM259 252H260V254H259ZM263 252V253H262ZM201 253V254H200ZM238 253V254H237ZM245 254L244 256H242V255H240V254ZM261 253H262V255H261ZM214 254V255H213ZM221 256H220V255ZM250 254L252 255V257H250ZM213 255V256H212ZM219 257V259H218V257ZM227 255V256H226ZM224 256V257H223ZM241 258H240V257ZM249 256V257H248ZM261 256H263V257H261ZM191 257V258H190ZM192 257H193V259H192ZM217 259H216V258ZM221 257V258H220ZM226 257V258H225ZM244 257V258H243ZM261 257V258H260ZM203 260H201V259ZM233 258V259H232ZM242 258H243V260H242ZM249 258H251V259H249ZM254 258V259H253ZM191 259V260H190ZM229 259V260H228ZM230 259H231V261H230ZM237 259V260H236ZM244 259H245V261H244ZM248 259V261H246ZM204 260H206V261H204ZM209 260L210 261H212V262H209ZM241 260V261H240ZM256 262H255V261ZM260 260V261H259ZM216 261V262H215ZM221 261L223 262V263H221ZM239 261V262H238ZM261 261H263V263L261 262ZM227 262V263H226ZM230 262H232V263H230ZM243 262H245V263H243ZM254 262V263H253ZM261 262V263H260ZM187 263V264H188ZM196 263V264H197Z\"/></svg>",
    "mask_w": 264,
    "mask_h": 264
}]
</instances>
